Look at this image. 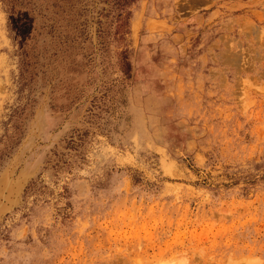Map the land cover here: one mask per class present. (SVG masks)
<instances>
[{
	"label": "rangeland",
	"instance_id": "obj_1",
	"mask_svg": "<svg viewBox=\"0 0 264 264\" xmlns=\"http://www.w3.org/2000/svg\"><path fill=\"white\" fill-rule=\"evenodd\" d=\"M0 264H264V0H0Z\"/></svg>",
	"mask_w": 264,
	"mask_h": 264
}]
</instances>
